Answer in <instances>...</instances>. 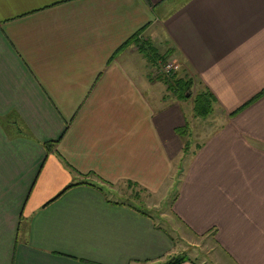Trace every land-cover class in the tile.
Listing matches in <instances>:
<instances>
[{
  "label": "crops",
  "instance_id": "1",
  "mask_svg": "<svg viewBox=\"0 0 264 264\" xmlns=\"http://www.w3.org/2000/svg\"><path fill=\"white\" fill-rule=\"evenodd\" d=\"M143 40L222 113L194 148L193 105H152ZM208 235L264 264V0H0V264H205Z\"/></svg>",
  "mask_w": 264,
  "mask_h": 264
},
{
  "label": "rangeland",
  "instance_id": "2",
  "mask_svg": "<svg viewBox=\"0 0 264 264\" xmlns=\"http://www.w3.org/2000/svg\"><path fill=\"white\" fill-rule=\"evenodd\" d=\"M167 4L166 1H164V3L162 4V7ZM159 10H157L158 12ZM156 50L159 53L164 52V49L162 47V44H159V46L156 47ZM142 55L145 57L144 59V68L147 74V66L149 64V75H150V82H151V92H149V95L151 97V102L152 105L154 107L156 106H160L161 104H168L173 102L176 99V96L179 93H183V90L181 89V87L175 86L176 90L173 89V91L171 89L167 88V84L164 82L166 79L165 77H169L171 78H175L179 77V72L178 70H175V65L177 64L175 61H173L172 59V63L174 65L173 69H171L170 72H165L164 71V66L169 63V60L166 62H156L155 64L151 61H146V59L148 60V58H146V56L142 53ZM143 65V63H142ZM164 85V87L162 86ZM168 90V91H167ZM179 92V93H175V92ZM198 91V90H197ZM196 88L191 86L190 88V93H188L187 91L184 92V95L186 93H188V96L186 97H182V100L185 102L186 104H188L189 106L193 105V96L196 94ZM159 94V95H158ZM191 94V95H189ZM158 95V96H157ZM179 99V98H178ZM212 107H215V104L213 102ZM184 110L186 111V106L184 107ZM213 110V109H212ZM188 114V112H186ZM221 111H219V109L214 112L211 111L209 113V115L206 118H202V117H198L197 121H195L191 127H184L182 129L185 130V133H188V130L191 129L192 133L189 134L190 138H191V142H192V147L194 148L196 141L202 142L205 139V135L202 137L203 133H208L213 132L215 129L218 128L222 117H221ZM204 128V130H203ZM195 132H199L198 135H195ZM189 135L186 137L189 138ZM189 141V140H188ZM186 158L183 160L182 164H184ZM183 167L178 168V174L174 173V174H170L167 178V176L165 177V181H162V187L157 191L156 194L159 193V197L161 200V205H162V209L164 207L168 208V206L170 205V200L173 197V192L175 191V188L178 187L177 183H175V177L176 180L179 179L180 177V172L182 170ZM180 171V172H179ZM167 178V180H166ZM111 189L116 190V197L119 200H123V201H128L131 202L133 204H135L136 206H140L143 209L148 210L149 212L151 211L152 216L157 220L160 221L161 218L158 217L157 214V210L155 208H151V210H149V205L145 204V199L146 197L144 196V194H148V192H144L142 189L141 191L139 188H136L134 186H132L131 188L126 187V185H122V184H117L115 185V187H112ZM150 195L152 193H149ZM148 194V195H149ZM155 195V194H154ZM174 217L173 219H171V221H174ZM171 221L168 218L162 219V226H164L170 233H172V235H174V237L176 238L177 233L174 232L171 229ZM209 236V235H208ZM196 244L197 246H193L190 248V250L188 251V256L192 257L193 259H196V261L198 262H204L205 264H232L228 257L226 255H224L221 251V249H219L218 247H216L217 249H215L214 244L211 240V236L209 237H203L201 238H197L196 240ZM186 255V254H185Z\"/></svg>",
  "mask_w": 264,
  "mask_h": 264
},
{
  "label": "trees",
  "instance_id": "3",
  "mask_svg": "<svg viewBox=\"0 0 264 264\" xmlns=\"http://www.w3.org/2000/svg\"><path fill=\"white\" fill-rule=\"evenodd\" d=\"M136 45L138 47V50L143 53L146 58H148L149 61L153 62L154 64L158 61L160 62H166V59L169 55V52L166 51L164 53H159L156 50V47L153 46V44L148 40L143 41H136ZM170 72V71H169ZM168 73V72H167ZM165 83L167 84V88L171 89L173 91L176 90L175 86H180L183 90V93H179L176 97L179 99H182V97H186L184 95V92L187 91L190 93V88L193 84V80L191 78H182V77H176L175 78H169L165 77ZM191 95V94H189ZM193 112L195 116L205 117L207 116L213 109V102L214 98L208 91H201L193 96ZM183 132L185 130H182ZM187 260L186 255H178L175 256L168 261H166L164 264H180L181 262Z\"/></svg>",
  "mask_w": 264,
  "mask_h": 264
},
{
  "label": "built area",
  "instance_id": "4",
  "mask_svg": "<svg viewBox=\"0 0 264 264\" xmlns=\"http://www.w3.org/2000/svg\"><path fill=\"white\" fill-rule=\"evenodd\" d=\"M173 67H174V65H173V63L172 62H169V63H167L165 66H164V71L165 72H169V71H171V69H173Z\"/></svg>",
  "mask_w": 264,
  "mask_h": 264
},
{
  "label": "water",
  "instance_id": "5",
  "mask_svg": "<svg viewBox=\"0 0 264 264\" xmlns=\"http://www.w3.org/2000/svg\"><path fill=\"white\" fill-rule=\"evenodd\" d=\"M185 95L188 96V93H186Z\"/></svg>",
  "mask_w": 264,
  "mask_h": 264
}]
</instances>
